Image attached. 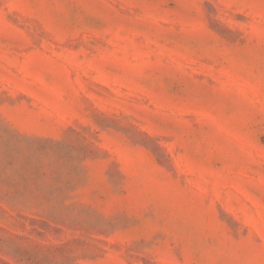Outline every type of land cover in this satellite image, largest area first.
<instances>
[{"label":"rangeland","instance_id":"374dc122","mask_svg":"<svg viewBox=\"0 0 264 264\" xmlns=\"http://www.w3.org/2000/svg\"><path fill=\"white\" fill-rule=\"evenodd\" d=\"M0 264H264V0H0Z\"/></svg>","mask_w":264,"mask_h":264}]
</instances>
